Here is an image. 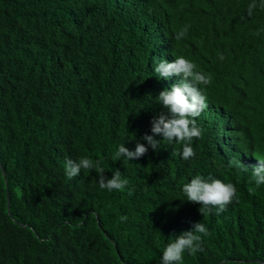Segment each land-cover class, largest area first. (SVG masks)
<instances>
[{"label":"trees","instance_id":"obj_1","mask_svg":"<svg viewBox=\"0 0 264 264\" xmlns=\"http://www.w3.org/2000/svg\"><path fill=\"white\" fill-rule=\"evenodd\" d=\"M251 2L0 0V264H159L172 234L201 221L204 251L183 264H264V184L251 180L264 159V10L248 16ZM180 55L213 77L195 156L157 135L158 150L114 160L122 143L147 145L166 111L155 97L179 79L154 61ZM81 156L108 178L119 169L126 189H100L96 169L68 179L65 160ZM197 174L235 184L237 199L203 216L182 191Z\"/></svg>","mask_w":264,"mask_h":264},{"label":"clouds","instance_id":"obj_2","mask_svg":"<svg viewBox=\"0 0 264 264\" xmlns=\"http://www.w3.org/2000/svg\"><path fill=\"white\" fill-rule=\"evenodd\" d=\"M259 7L264 10V0H252L247 6V14L251 16L253 11ZM190 25H185L174 33V39L179 41L187 36ZM264 29L257 30L254 35H259ZM218 58L223 60V54L218 53ZM154 72L158 77L165 79L175 75L178 81L169 88H164L155 97L166 111L160 112L151 121V135L145 134L141 139L147 141V145L137 141L135 149L129 150L124 143L118 146L114 160L121 157L127 160L138 159L148 152L149 146L156 151L160 148L161 140L156 139L157 135L162 136L163 141L178 143L182 145V155L184 160L195 156L192 147L194 138H200L203 130L197 124V119L201 113L208 108V97L203 90L204 86L212 82L213 77L210 73L198 70V66L192 60L183 55L175 56L169 62L166 59L158 58L153 64ZM100 161H93L87 156H81L76 160L66 159L64 163L65 175L72 179L81 174L82 170H98V185L100 189L109 192L114 190L124 191L129 183L128 179L123 178L119 169L113 171L111 178L104 175L105 170L99 167ZM230 167L247 172L249 166L235 158L229 161ZM251 180L257 188L264 184V159H257V163L251 165ZM131 195V189L128 190ZM182 191L186 195V200L200 205L199 212L204 216L205 212L211 214L212 209H217V214L224 212L227 206L237 199V188L231 182H224L218 178H204L197 174L189 182L184 183ZM250 192L254 189L250 188ZM127 219L121 216V222ZM209 235L208 228L201 222H194L190 230L182 231L179 235L172 234L174 237L163 249L159 264H183L185 251L195 255L203 249V237ZM259 264V262H257Z\"/></svg>","mask_w":264,"mask_h":264}]
</instances>
